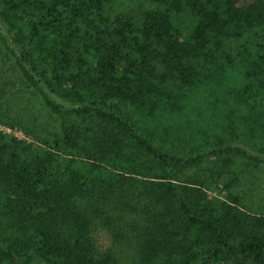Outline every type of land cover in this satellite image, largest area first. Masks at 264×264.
<instances>
[{"label":"trees","instance_id":"1","mask_svg":"<svg viewBox=\"0 0 264 264\" xmlns=\"http://www.w3.org/2000/svg\"><path fill=\"white\" fill-rule=\"evenodd\" d=\"M56 1L59 0H49V6L41 4L34 13L28 0H20L23 7L14 11L12 9L17 7L14 0H0V16L14 30L16 42H21L22 47L20 52L14 50L1 25L0 43L13 57L22 79L58 119L62 143L72 148L71 161L60 171L59 166L51 167L54 153L23 161L12 151L6 162L5 156L0 154L6 217L20 224V236L33 231L23 240L16 238L6 244L0 250V264H15L13 254L31 247H37L50 264H115L109 253L102 254L99 260L94 259L95 252L88 247V240L78 235V227H75L82 224L81 228L85 229L88 215L99 210L96 207L85 211L79 200L106 198L103 192L107 191L119 204L143 201L142 214L161 236L173 230L179 232L181 224L187 229V237L207 239L214 257L221 252L224 260L229 258L226 262L233 260L232 264H264V215L251 216L243 211L234 185L226 183L220 191L223 195H217L214 187L203 183L210 176L226 178L221 169L214 166L208 168V174L203 177H188L180 189L175 185L180 172L199 167L207 160L232 155L260 163L264 168V157L237 145L173 154L121 114L95 103L63 107L41 85V80L45 79L49 85L79 100L85 93L97 91V96L104 101L132 104L138 108L136 113L153 118L170 105L173 97L169 95V101L159 103V98L151 100V91H159V88L148 85L146 74H152L153 67L146 66L147 60L166 64L171 80L191 83L193 78L188 65L191 58L213 57L230 23L264 24V0H156L164 4L166 10L144 12L140 36L131 34L130 23L100 12L98 16L105 24L102 32L113 38L95 45L94 52L85 48L86 45L73 48V28H68V36L61 34L66 32L64 26L55 32L52 28L55 23L61 26L64 18L71 23L73 17H82L83 7H94L98 0H78L70 10L61 13L55 8ZM173 30L179 34L185 31L187 38L180 40ZM140 57L146 59L145 64L136 66V59ZM254 64L258 69L254 75L262 73L264 55L258 56ZM49 73L51 80L47 78ZM148 99L151 105L147 104ZM90 116L106 121L116 131L80 141L73 136L79 130L71 122ZM129 145L135 152L129 150ZM146 158L159 164L160 174L154 172V166ZM110 163L115 171L107 168L112 166ZM135 183H138L137 191L126 188ZM135 205H130L133 214L137 212ZM73 229L74 235L69 234ZM186 241L191 242L187 238ZM185 250L184 259L188 262L195 253L190 246Z\"/></svg>","mask_w":264,"mask_h":264},{"label":"rangeland","instance_id":"2","mask_svg":"<svg viewBox=\"0 0 264 264\" xmlns=\"http://www.w3.org/2000/svg\"><path fill=\"white\" fill-rule=\"evenodd\" d=\"M14 2L17 7L13 11L23 7L20 0ZM77 2L59 0L55 8L61 13L70 10ZM28 4L36 13L41 4L49 6V0H28ZM83 10L84 15L73 17L72 24L68 18H64L62 25L55 23L52 30L55 32L64 26L66 32L61 34L68 36V28H73V48L86 45L85 48L94 52L95 45L113 38L102 32L105 24L101 22L98 13L119 17L121 21L130 23L133 30L131 34L140 36L143 13L150 10L163 11L166 6L156 0H98L94 2V7H83ZM0 25L10 45L16 52H20L21 42H16L14 30L1 16ZM228 25L227 33L220 37V44L213 57H193L188 62L193 78L191 83L171 80L167 75L169 70L166 64L154 59L147 60L149 62L146 66L153 67V73L146 74L148 85L159 88V91H151V100L159 98V103L169 101V95L173 97L169 101L170 105L163 112L158 111L153 118L136 113L138 108L132 104L104 101L97 96V91L85 93L82 100H79L76 96L63 93L57 86L49 85L45 79L41 80V85L63 107L95 103L101 108L121 114L143 134H149L156 144L173 154H191L221 145H237L251 154L264 157V70L254 75L258 71L255 60L264 55V24L252 22ZM173 32L180 40L187 38L183 30L180 34L175 30ZM145 60L141 57L136 59V66L144 65ZM47 78L51 80V73ZM162 92L165 93L163 97ZM151 100L148 99V105L152 104ZM71 124L79 130L73 136L82 142L116 131L106 121L93 116L75 118ZM62 137L58 119L22 79L13 57L0 43V150L3 151L0 154L5 156V162L12 151L23 161L54 153L55 161L51 167L59 166V171L63 170L65 163L71 161L72 148L62 143ZM128 148L135 152L130 145ZM147 160L154 166V172L160 174L162 170L159 164ZM214 166L217 170L221 169L226 178L221 180L210 176L203 182L204 185L214 187L217 195H223L220 191L226 183L234 185V190L241 197L242 210L251 216L264 215V168L260 163L226 155L180 172L176 176L175 185L180 189L188 177H203L208 174L207 169ZM107 168L113 169V165ZM3 184L0 179V250L10 241L27 238L33 232L31 229L20 236V224L11 217L7 219ZM137 187L138 183L126 185V188L133 191H137ZM103 193L107 194L106 198L87 202L85 199L79 200L83 210L92 211L96 207L99 210L88 215L85 229L81 228L82 224L75 225L78 227L76 233L83 235L88 240V247L95 252L94 259L99 260L102 254L109 253L115 259V264H232L233 260L226 262L229 258L224 260L221 252L214 257L207 239L187 237V229L180 222L179 232L173 230L161 236L149 218L142 214L143 201L137 199L138 202L130 201L129 205L119 204L118 199L109 196L110 192ZM130 205H135L137 212L133 214ZM74 232L73 229L69 234L74 235ZM186 238L191 242H187ZM189 246L195 257L187 262L183 253ZM147 249H151L150 252ZM13 260L15 264H50L37 247L13 254Z\"/></svg>","mask_w":264,"mask_h":264}]
</instances>
